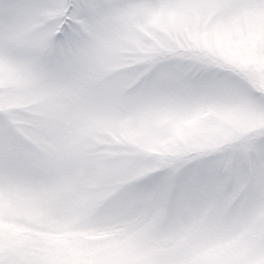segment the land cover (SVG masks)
<instances>
[{
	"label": "snow or ice",
	"instance_id": "snow-or-ice-1",
	"mask_svg": "<svg viewBox=\"0 0 264 264\" xmlns=\"http://www.w3.org/2000/svg\"><path fill=\"white\" fill-rule=\"evenodd\" d=\"M0 264H264V0H0Z\"/></svg>",
	"mask_w": 264,
	"mask_h": 264
}]
</instances>
